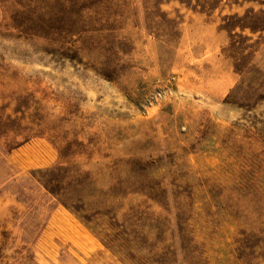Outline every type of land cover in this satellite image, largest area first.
<instances>
[{
  "label": "rangeland",
  "instance_id": "rangeland-1",
  "mask_svg": "<svg viewBox=\"0 0 264 264\" xmlns=\"http://www.w3.org/2000/svg\"><path fill=\"white\" fill-rule=\"evenodd\" d=\"M0 264H264V0H0Z\"/></svg>",
  "mask_w": 264,
  "mask_h": 264
}]
</instances>
